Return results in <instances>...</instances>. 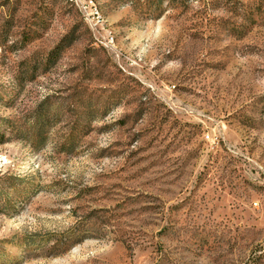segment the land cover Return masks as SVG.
Returning a JSON list of instances; mask_svg holds the SVG:
<instances>
[{
	"label": "rangeland",
	"instance_id": "374dc122",
	"mask_svg": "<svg viewBox=\"0 0 264 264\" xmlns=\"http://www.w3.org/2000/svg\"><path fill=\"white\" fill-rule=\"evenodd\" d=\"M87 1L0 0V264H264V0Z\"/></svg>",
	"mask_w": 264,
	"mask_h": 264
},
{
	"label": "trees",
	"instance_id": "16d2710c",
	"mask_svg": "<svg viewBox=\"0 0 264 264\" xmlns=\"http://www.w3.org/2000/svg\"><path fill=\"white\" fill-rule=\"evenodd\" d=\"M65 40L66 39H63L62 42L58 44L57 47L52 51L51 55L54 56L52 57L53 60L57 59L58 54H60V52L66 47V45H64ZM2 140H3V137H0V142H2Z\"/></svg>",
	"mask_w": 264,
	"mask_h": 264
},
{
	"label": "built area",
	"instance_id": "2783aa9c",
	"mask_svg": "<svg viewBox=\"0 0 264 264\" xmlns=\"http://www.w3.org/2000/svg\"><path fill=\"white\" fill-rule=\"evenodd\" d=\"M81 1V6L87 10H90L91 12L94 11L95 14L97 15L96 12V6L92 1H87V0H80Z\"/></svg>",
	"mask_w": 264,
	"mask_h": 264
},
{
	"label": "bare ground",
	"instance_id": "6f19581e",
	"mask_svg": "<svg viewBox=\"0 0 264 264\" xmlns=\"http://www.w3.org/2000/svg\"><path fill=\"white\" fill-rule=\"evenodd\" d=\"M93 3V2H92ZM96 12H97V15H99V11L97 10V8H96Z\"/></svg>",
	"mask_w": 264,
	"mask_h": 264
}]
</instances>
